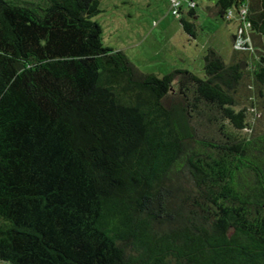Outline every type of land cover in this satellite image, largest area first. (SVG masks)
<instances>
[{
	"label": "trees",
	"instance_id": "16d2710c",
	"mask_svg": "<svg viewBox=\"0 0 264 264\" xmlns=\"http://www.w3.org/2000/svg\"><path fill=\"white\" fill-rule=\"evenodd\" d=\"M99 3L0 0V260L264 264V53L244 98L245 61L212 46L198 73L142 71ZM241 7L237 34L264 38V0L214 15Z\"/></svg>",
	"mask_w": 264,
	"mask_h": 264
},
{
	"label": "rangeland",
	"instance_id": "374dc122",
	"mask_svg": "<svg viewBox=\"0 0 264 264\" xmlns=\"http://www.w3.org/2000/svg\"><path fill=\"white\" fill-rule=\"evenodd\" d=\"M195 1L201 25L194 38L181 29L178 16L172 12L171 0H100L101 11L93 19L102 28L104 45L123 49L142 71L163 74L185 68L198 73L207 46L219 50L226 60L233 56L242 58L245 76L241 96L244 98L254 92L252 70L259 55L264 53V38L247 35L248 49L234 51V43L227 47L230 43L228 27L206 15L202 0ZM242 101L248 106L249 100ZM263 103L255 99V108H249L250 122L257 128L264 127ZM0 264L9 263L0 260Z\"/></svg>",
	"mask_w": 264,
	"mask_h": 264
},
{
	"label": "crops",
	"instance_id": "0c3cea01",
	"mask_svg": "<svg viewBox=\"0 0 264 264\" xmlns=\"http://www.w3.org/2000/svg\"><path fill=\"white\" fill-rule=\"evenodd\" d=\"M215 1L216 0H202V7H203V10L205 11L206 15L209 17H212L214 20H216L217 23L219 24H224L228 27L227 29V35L230 37V43L227 47H232V34H236V30H238V24H239V21L238 19L236 18H233L231 19L230 21H226V20H223V19H220V18H217L215 15H214V4H215ZM181 15H184L186 16L187 20L188 21H191L194 23V26H195V30H196V33H197V30L199 28V26L201 25L199 23V15L196 11V7L193 11V14L192 15H187V12L186 10H184ZM178 18V17H177ZM196 19V20H195ZM179 23V22H178ZM180 25V23H179ZM181 27V25H180ZM182 29V27H181ZM185 33V32H184ZM186 34V33H185ZM196 36V35H195ZM193 36V38L195 37ZM219 51V50H218Z\"/></svg>",
	"mask_w": 264,
	"mask_h": 264
},
{
	"label": "built area",
	"instance_id": "2783aa9c",
	"mask_svg": "<svg viewBox=\"0 0 264 264\" xmlns=\"http://www.w3.org/2000/svg\"><path fill=\"white\" fill-rule=\"evenodd\" d=\"M172 1V12L179 16V14L181 13V10H188L189 7H193L195 5V0H171ZM185 2V3H183ZM246 9L245 7H241L239 9V12H235L232 8L228 9V11L226 12L225 18L226 19H241L243 18V15L245 14ZM247 35L246 36H240L237 34V36L235 37L233 43H234V47H240L244 42H247Z\"/></svg>",
	"mask_w": 264,
	"mask_h": 264
}]
</instances>
